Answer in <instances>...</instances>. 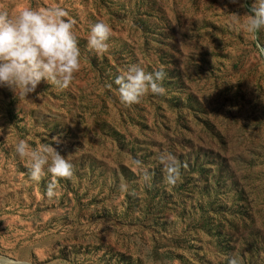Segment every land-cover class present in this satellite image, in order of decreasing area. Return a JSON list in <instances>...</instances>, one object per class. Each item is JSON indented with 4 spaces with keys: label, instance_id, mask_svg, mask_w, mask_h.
Returning <instances> with one entry per match:
<instances>
[{
    "label": "rangeland",
    "instance_id": "obj_1",
    "mask_svg": "<svg viewBox=\"0 0 264 264\" xmlns=\"http://www.w3.org/2000/svg\"><path fill=\"white\" fill-rule=\"evenodd\" d=\"M5 2L67 10L82 67L67 89L0 87V264H264V30L257 42L241 29L248 10L230 0ZM99 21L112 29L103 55L88 48ZM131 64L164 70L165 94L122 104L114 81ZM53 137L75 171L49 198L52 175L32 181L15 149ZM164 150L187 165L174 186Z\"/></svg>",
    "mask_w": 264,
    "mask_h": 264
},
{
    "label": "clouds",
    "instance_id": "obj_2",
    "mask_svg": "<svg viewBox=\"0 0 264 264\" xmlns=\"http://www.w3.org/2000/svg\"><path fill=\"white\" fill-rule=\"evenodd\" d=\"M248 11L241 29L249 33L258 42L257 33L264 30V0H230ZM69 13L63 7H23L11 11L7 3H0V87L7 88L15 94L27 96L36 91L43 81L61 89L71 86L75 75L81 71L82 54L77 37L73 31L74 22L66 19ZM237 18L240 15L235 14ZM111 26L103 21L91 26L88 36V48L99 55L109 50ZM264 51V48H262ZM164 70L148 72L139 64H131L126 71L115 78L119 99L125 106L131 107L141 103L149 93L164 95L166 89L160 83L165 78ZM112 85L109 84L108 87ZM2 131V129H0ZM58 137L52 138L51 144L32 148L26 141L20 140L16 153L29 161L30 179L39 183L47 174L53 180L46 187L49 198L56 197L59 185L56 178L71 180L74 165L68 155H62L53 144H59ZM163 165L164 180L169 185H176L181 180V168H186L175 155L166 150L157 155ZM138 166H143L137 160ZM143 179L147 182L151 175L144 170ZM125 183L121 184L126 189ZM229 264H242L233 256Z\"/></svg>",
    "mask_w": 264,
    "mask_h": 264
},
{
    "label": "trees",
    "instance_id": "obj_3",
    "mask_svg": "<svg viewBox=\"0 0 264 264\" xmlns=\"http://www.w3.org/2000/svg\"><path fill=\"white\" fill-rule=\"evenodd\" d=\"M200 172H201V173H204V170L202 169ZM214 178H215V181H216V179L219 178V176H218V175H215ZM212 190H213V189L211 188V190H208V191H205V192H209V191H212ZM219 194H220V191L216 189V190L213 192V196H212V198L218 199V198H219Z\"/></svg>",
    "mask_w": 264,
    "mask_h": 264
}]
</instances>
